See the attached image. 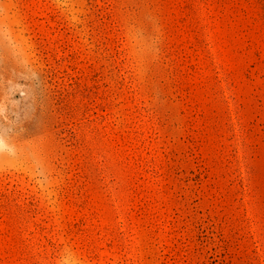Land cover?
I'll return each instance as SVG.
<instances>
[{"label": "rangeland", "instance_id": "obj_1", "mask_svg": "<svg viewBox=\"0 0 264 264\" xmlns=\"http://www.w3.org/2000/svg\"><path fill=\"white\" fill-rule=\"evenodd\" d=\"M0 264H264V0H0Z\"/></svg>", "mask_w": 264, "mask_h": 264}]
</instances>
